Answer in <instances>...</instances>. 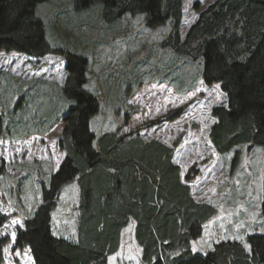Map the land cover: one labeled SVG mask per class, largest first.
<instances>
[{"label": "trees", "instance_id": "obj_1", "mask_svg": "<svg viewBox=\"0 0 264 264\" xmlns=\"http://www.w3.org/2000/svg\"><path fill=\"white\" fill-rule=\"evenodd\" d=\"M49 1L0 0V51L34 58L64 56L68 78L62 94L71 104L61 117L65 127L59 148L65 159L42 185L41 204L18 232L15 248H28L34 264H109L134 220L141 264H264V234L246 237L250 251L226 240L204 255L193 253L192 242L219 212L193 197L187 183L200 175L197 166L182 179L173 161L181 140L171 148L116 133L95 135L91 122L101 103L86 87L88 59L48 41L36 8ZM92 5H100L101 13L96 12L110 27L126 15H143L148 29L170 25L162 47L192 63L202 62L205 85H220L228 99L227 106L212 110L216 122L210 141L216 152L225 155L242 145L264 150V0H215L184 41L183 0H74L77 11ZM3 128L0 115V135ZM237 164L238 156L232 167ZM74 182L80 194L76 242L55 237L52 231L57 198ZM260 208L264 216V176ZM6 245L0 244V264Z\"/></svg>", "mask_w": 264, "mask_h": 264}, {"label": "rangeland", "instance_id": "obj_2", "mask_svg": "<svg viewBox=\"0 0 264 264\" xmlns=\"http://www.w3.org/2000/svg\"><path fill=\"white\" fill-rule=\"evenodd\" d=\"M214 2L183 0L182 41ZM96 8L101 13L100 5L77 11L74 0H50L36 8L53 47L88 59L86 87L101 103L92 131L98 137L116 133L144 143L156 140L171 148L181 140L173 161L182 179L197 166L200 175L187 183L193 197L219 212L204 237L192 242V250L206 254L219 241L236 240L250 251L246 237L264 234L263 148L242 145L225 155L216 152L210 141L216 122L212 110L227 106L228 99L220 85H205L202 62L192 63L162 47L170 25L148 29L143 15H126L110 27ZM66 66L58 54L34 58L0 51V244L7 243L1 264H34L30 250L15 245L18 232L41 204L42 185L65 159L59 140L65 127L61 117L71 106L62 94ZM79 198L75 182L61 190L53 213L55 237L77 241ZM135 226L131 220L109 264H141Z\"/></svg>", "mask_w": 264, "mask_h": 264}, {"label": "crops", "instance_id": "obj_3", "mask_svg": "<svg viewBox=\"0 0 264 264\" xmlns=\"http://www.w3.org/2000/svg\"><path fill=\"white\" fill-rule=\"evenodd\" d=\"M209 223H210V222H209ZM209 223H208V224H209ZM208 224L205 225V227H204V231H205V229L207 228ZM203 237H204V233H203V236H202L201 238H203ZM213 247H214V246H213ZM213 247H208V250H207L206 253L212 251ZM192 251H193V250H192ZM193 253H194V254H198V255H203V254H204L203 251H198V250H197V252H194V251H193Z\"/></svg>", "mask_w": 264, "mask_h": 264}, {"label": "snow or ice", "instance_id": "obj_4", "mask_svg": "<svg viewBox=\"0 0 264 264\" xmlns=\"http://www.w3.org/2000/svg\"><path fill=\"white\" fill-rule=\"evenodd\" d=\"M14 224L18 223V221H13ZM12 239L15 240V233H12Z\"/></svg>", "mask_w": 264, "mask_h": 264}]
</instances>
